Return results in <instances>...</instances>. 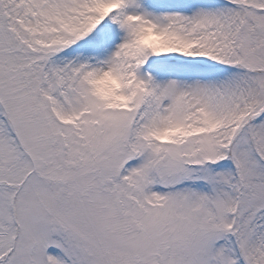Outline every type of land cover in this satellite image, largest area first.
Masks as SVG:
<instances>
[{
	"label": "snow or ice",
	"instance_id": "1",
	"mask_svg": "<svg viewBox=\"0 0 264 264\" xmlns=\"http://www.w3.org/2000/svg\"><path fill=\"white\" fill-rule=\"evenodd\" d=\"M0 264H264V0H0Z\"/></svg>",
	"mask_w": 264,
	"mask_h": 264
}]
</instances>
